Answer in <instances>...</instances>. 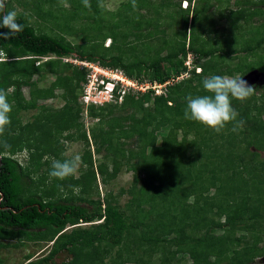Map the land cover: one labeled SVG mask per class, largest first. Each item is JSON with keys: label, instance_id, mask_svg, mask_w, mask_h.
Segmentation results:
<instances>
[{"label": "trees", "instance_id": "obj_1", "mask_svg": "<svg viewBox=\"0 0 264 264\" xmlns=\"http://www.w3.org/2000/svg\"><path fill=\"white\" fill-rule=\"evenodd\" d=\"M91 1L97 10L89 17L104 16L105 0ZM203 1L209 2L206 11L216 1L221 2H199ZM63 3L6 0V10L19 6L32 11L29 17L34 14L45 19L49 13L60 34L35 28L23 12L17 15L22 30L7 39L0 37V51L6 59L0 62V88L8 89L12 105L11 123L0 134V250L25 242L53 243L47 256L34 261L27 258L26 264H53L63 252L72 256L65 264H107L106 257L116 247L112 264H151L155 254L166 264V253L176 264L179 255L180 259L188 255L189 264H256L264 257V157L260 153L264 152V92L258 95L260 87L255 86V93L247 100L233 99L237 119L229 123L231 129L226 125L220 133L185 119L184 111L188 95L208 94L202 87L206 76L240 73L243 78L253 71L264 73L263 58L252 64L249 58L263 48L264 38L241 49L248 66L242 60L230 65L227 57L238 58L240 51L228 52L226 57L212 45L211 38H205L206 30L196 35L195 13L192 20L189 14L179 24L182 28L175 31L176 40L173 38L176 43L161 45L160 37L156 39L159 43H153L154 38L144 28H153L155 19L141 10L153 14L157 7L179 6L190 11L181 7V1L155 4L154 0H138L133 8V0H128L122 5L123 13L109 12L108 17L92 24L85 23L89 17L85 18L77 22L82 27L69 24L77 13L65 24L59 23L54 15ZM235 3L240 7L229 9L226 15L232 33L242 18L261 14L257 8L264 0ZM156 22L159 28L158 19ZM106 29L109 34H103ZM78 36L82 37L79 44L70 39ZM108 39L111 44L105 46ZM137 40L144 45L134 44ZM189 53L197 61L204 60L201 72L191 70L189 77L170 86L166 95L155 96L150 90L127 94L118 103L120 96L116 94L115 103L90 106L88 116L98 122L89 138L80 122L79 104L88 70L65 62V58L122 69L130 78L164 83L187 72ZM48 75L55 76V82L49 89H39L38 83ZM25 87L30 88V102L23 93ZM60 90V108L36 104L38 98H54ZM35 109L38 114L24 122L20 114ZM234 126L238 132L232 130ZM62 140L84 142L81 160L85 169L79 177L61 181L50 178L49 171L53 159L66 158ZM91 145L94 154L105 152L98 166ZM24 150L29 159L22 165L15 155ZM123 165L134 175L130 188L121 189L116 196L108 192L103 199H95L94 195H100L98 175L109 185ZM125 194L131 198L122 208L120 197ZM148 219L152 223L147 224ZM82 223L94 225L81 228ZM69 226L73 229L65 231ZM142 228L146 233H138ZM10 241H16L15 245L8 244ZM137 250L143 251L140 257Z\"/></svg>", "mask_w": 264, "mask_h": 264}, {"label": "rangeland", "instance_id": "obj_2", "mask_svg": "<svg viewBox=\"0 0 264 264\" xmlns=\"http://www.w3.org/2000/svg\"><path fill=\"white\" fill-rule=\"evenodd\" d=\"M26 1V0H25ZM45 1V0H44ZM161 0H154L155 4H159ZM175 2H180L181 1V7H182V2L183 0H174ZM188 2H190V6L191 9L189 8L190 11H182L181 8L178 6H172L170 8H166V6H162V7H157L155 9H153V14L149 13L146 10H141L142 14H147L148 17H154L155 19V25L154 23L151 22V26L154 25L153 28L145 26L144 30L145 32L151 33V37L154 38L153 39V43H159L162 45L164 42L166 43H176V38H175V31L179 30L180 28H182L181 25H179L181 23V21L184 19V17H189L190 14V20H192V16L195 13V24H194V29L196 30L197 33H195L196 35L198 34L199 30H206L205 32V38H211L212 40L211 43L213 46L218 47L220 50H222L223 54L227 57L228 52L231 53V51H240L241 54H238V58H233L230 59L229 57H227L226 60V64H235L239 61L242 60V63L245 65H249V63L246 60V55L244 53L241 52V49L246 48L247 46H253L255 45L261 38H264V4L259 5L260 8H257V11H260V9L262 10L261 14L258 16H254L253 19L251 18H247V20H245V18H242V20H239L237 22V24L234 26V30L233 33L231 32L230 29V23L228 18L226 17L228 13V10H237L240 6L236 5V0H221V2L216 1L215 5L213 3V7L208 8V10L206 11V4H208L209 2L203 1V2H199L200 0H187ZM192 1V2H191ZM198 1V2H197ZM128 0H105L102 3V6L105 8V11L103 12V15L108 17V13L109 12H113V13H118L121 12L123 13V8L122 5L127 3ZM136 3H138V0L135 1ZM218 2V4L216 5V3ZM90 3V7H85L83 0H66L65 3L61 4V8L60 10L54 15L57 17L59 23L65 24L66 21L71 17L73 18V14L77 13L78 17L76 19L73 18V23H69V24H74L76 25V27H82L81 24H77V22H81L84 21L85 18H88L91 13H93L95 10H97V6L94 7L93 6V2L91 0H89ZM23 8L26 7V4L23 3V5H21ZM197 6V7H196ZM252 7H254L253 5H251ZM22 7H15V11L17 12V15L19 14H26L28 16V14L32 11L29 12L25 11ZM47 7H49L47 5ZM103 7H99V8H103ZM55 8H53V10L55 11ZM103 8V9H104ZM256 9V8H254ZM160 10L159 13H157L156 11ZM196 10V11H195ZM44 12H46V9H44ZM32 16H28V20L30 21V23L35 27V28H40L42 30H44V32L55 35V34H60L59 29H56L54 27V25L52 24L51 20H50V16L49 13L46 14V18L45 19H41L38 16H35L34 14H31ZM53 15V14H52ZM102 13L97 15V18L94 17H89V19L85 22V23H89L92 24L94 21V23H98L99 19H103ZM92 19V20H91ZM97 19V20H96ZM158 19V26L157 27V22L156 20ZM48 20V22H47ZM90 21V22H89ZM72 22V21H70ZM191 23V22H190ZM122 27L124 26L123 24H121ZM129 27L132 25V23H128L127 24ZM190 28H191V24H190ZM190 28L188 30H190ZM133 31V29H131ZM103 34H109V29H106L103 31ZM157 37H160V41L158 42L156 39ZM175 40H174V39ZM72 40V42L74 43H81L82 37L78 36V38H76L75 40L70 38ZM165 40V41H163ZM138 43H134L137 44L138 46L144 45V43L140 40H137ZM109 42L108 40L105 42V46H108ZM167 50L164 51L163 55L167 54ZM158 55V53H157ZM251 61V64L254 62H256V60L258 61H262L261 58H263V62H264V46L260 51H257L256 55H253L251 57H249ZM70 60V59H69ZM187 60V58L185 59ZM45 61V60H44ZM193 61H194V66H195V70L196 72H200V67L201 64L204 62V60H200L197 61V57L192 55V58L190 59V65L193 67ZM88 62V61H86ZM95 66L97 65L96 63H93ZM254 65V64H253ZM251 65V66H253ZM78 66V65H77ZM100 67V69L104 68L101 65H97ZM264 66V65H263ZM88 70V74L92 75L93 72H95L96 68H86ZM95 69V70H94ZM99 69V70H100ZM108 69V68H107ZM97 73V77H98V72ZM100 74V73H99ZM190 75V72H185L184 73V77H180V80L177 82L182 81L185 78H188ZM233 76H242V74L240 73H235ZM252 80H256L254 84V86H259L260 89L258 90V95H261L264 92V73L260 72H253L250 76H249ZM99 78V77H98ZM102 78V75L101 77ZM136 77H134L135 79ZM35 80L38 79V77L34 78ZM56 77L52 76V75H48L46 78H44L42 81H40L38 83V88L39 89H49V87L55 82ZM100 80V79H99ZM98 80V81H99ZM109 81H106V84ZM176 82V83H177ZM11 92V91H10ZM23 93L27 99L28 102H30L31 100L30 98V88H23ZM63 93V90L60 91H56L55 93V97L54 98H49V99H44V98H38L36 100V104L38 106H46L48 108H60L63 105V101L59 98V96ZM84 94L83 89L82 91H80L79 96L80 98L82 97V95ZM8 101L10 102V98L8 97ZM104 105H107L109 103H107L106 101H103ZM115 103V102H112ZM119 103V102H118ZM81 106V105H80ZM39 110L35 109V110H31L28 112H22L24 113V118L25 121L31 119V116L34 114H38ZM264 117V116H263ZM264 119V118H263ZM80 122L84 124L85 129L89 132L88 134L90 135L89 138L91 137V129L93 127L96 126L98 120L95 118H91L90 116H86V111L82 108V114H81V119ZM235 125H238V123L236 122ZM227 128L231 129V126L229 124H227ZM238 132V130H237ZM63 144L65 145V150L63 155L65 157H69L73 154H79L80 157H82V155L84 154V150H85V144L82 141H67V140H62ZM230 141V140H229ZM91 142V141H90ZM254 149V148H253ZM91 151L93 153V157H94V162L95 165L98 166L99 163L103 162V155L105 154V152H102L100 155H98L96 152L94 154L95 151V147L91 145ZM262 157H264V152L261 151L260 152ZM188 154V153H187ZM85 167V166H84ZM82 166V160H81V166L80 169L76 175V177H79L81 174V169H85ZM133 179H134V175L131 171L126 169V166L123 165L121 167V171L118 175V177L113 180L111 183H109V185L104 184L102 182V178L100 177V175H98V186H99V192L100 195H94L93 197L95 199H103L104 195L108 192H113L114 195H118L119 191L121 189H129L131 184L133 183ZM92 197V198H93ZM131 197L128 196L127 194L123 195L122 197H120V206L122 208H124L127 204V201L130 199ZM101 222H97L95 224H99ZM147 224L152 223L150 221V219L147 220L146 222ZM92 225L94 224H85L82 223L80 226L81 228H90L92 227ZM73 229V227H67V229L65 231L70 232ZM146 229L142 228L140 229V231H138V233H146L145 232ZM148 232V230H147ZM141 241V240H140ZM139 241V242H140ZM138 242V243H139ZM16 241H10L11 246L15 245ZM53 243L50 242H29V243H23L21 244V246L19 247H9L6 249H2L0 250V260H3L4 264H26L27 258H31L29 261H34L37 260L39 258H42L44 256H47L49 254V251L51 250ZM126 245V244H125ZM125 245H123V247H125ZM129 246V245H127ZM122 247V248H123ZM131 247H133V244H131ZM121 248V247H120ZM119 249V247H116L112 253L110 254V256L106 257V263L107 264H112V259L111 257H115V253L117 252V250ZM143 253L142 250H137L136 254L137 256H141ZM114 254V255H113ZM148 258V257H145ZM181 256L179 255L177 257L178 261L180 260V262L178 264H189L191 262V259L189 258L188 255L183 256V259H180ZM72 259V256L69 255L67 252H63L60 253L53 261V264H65L68 261H70ZM164 260H166V264H176V262H172L171 261V256L166 253V256L164 258ZM127 264H135V263H127ZM144 264V263H141ZM150 264V263H148ZM151 264H161V260L159 258V255L155 254L154 257L151 260ZM256 264H264V257L258 258L256 260Z\"/></svg>", "mask_w": 264, "mask_h": 264}, {"label": "clouds", "instance_id": "obj_3", "mask_svg": "<svg viewBox=\"0 0 264 264\" xmlns=\"http://www.w3.org/2000/svg\"><path fill=\"white\" fill-rule=\"evenodd\" d=\"M184 1L187 0H183L182 8L188 10L191 7L190 2L187 1L188 6L184 7ZM61 3H63V0H61ZM83 3L85 7H90L89 0H83ZM6 7V0H0V29L8 30L7 32H0V37L5 39L14 36L23 28V26L17 22V12L15 10H6ZM135 7L136 2L133 0V8ZM191 31L192 30L190 29L189 33ZM108 42V45H110L111 40L108 39ZM190 54L191 53H189L188 56ZM69 59H71V57ZM4 60H6L5 56L3 55V52L0 51V62ZM44 60H48V57ZM187 60L185 61V66L188 68L187 72H190L195 69L194 61L193 67L190 65L191 67L189 68L188 65H186ZM67 62L77 66V64H74L73 62ZM202 87L208 94L197 96L188 95L186 97L184 117L185 119L199 122L204 126L213 129L217 133H220L227 124L236 121L237 119L238 113L232 106V100L235 99L243 102L250 98L255 93L256 89L254 85H249L242 76H221L216 74L204 77ZM81 107L84 109L82 105ZM11 111L12 105L8 101V89L0 88V134H2L5 131L6 126L11 123L9 116ZM232 130L236 131L237 128L234 126ZM15 157L22 165H25L29 159V154L27 150H24L23 152L16 154ZM80 166L81 157L79 154H73L62 160L53 159L51 161L49 177L61 181L68 177H74L77 175Z\"/></svg>", "mask_w": 264, "mask_h": 264}, {"label": "built area", "instance_id": "obj_4", "mask_svg": "<svg viewBox=\"0 0 264 264\" xmlns=\"http://www.w3.org/2000/svg\"><path fill=\"white\" fill-rule=\"evenodd\" d=\"M188 6V2L184 1V7ZM192 54L188 56L186 65L190 68V59ZM65 61L73 62L79 67L83 68H96L99 71L98 77L97 72H93L92 75L87 76V81L83 84L84 94L80 98V104L84 107L86 111V116H88V109L90 106H102L104 105L103 101L107 103L116 102V96L119 95V103L123 101V97L127 94H139L146 93L150 90L154 91L155 96L166 95L169 91V87L174 85L177 81L180 80V77L173 76L171 79L167 80L164 83L158 81H148L142 78H129L125 71L122 69H110L102 68L100 69L99 64L96 66L91 62L79 61L69 58H65ZM100 69V70H99ZM95 70V69H94ZM100 73V74H99ZM102 75V78H100ZM100 79V80H99ZM99 80V81H98ZM106 81L107 82L106 84ZM118 90V91H117ZM118 92V93H117ZM117 94V95H116Z\"/></svg>", "mask_w": 264, "mask_h": 264}, {"label": "water", "instance_id": "obj_5", "mask_svg": "<svg viewBox=\"0 0 264 264\" xmlns=\"http://www.w3.org/2000/svg\"><path fill=\"white\" fill-rule=\"evenodd\" d=\"M253 72H257L258 71H253ZM251 72L250 74H248L247 76L243 77L244 80H246L248 82L249 85H252L255 83L256 80H252L249 76L253 73ZM261 74V73H260ZM1 165H2V156L0 155V168H1ZM1 194V193H0ZM3 197V195H2Z\"/></svg>", "mask_w": 264, "mask_h": 264}, {"label": "crops", "instance_id": "obj_6", "mask_svg": "<svg viewBox=\"0 0 264 264\" xmlns=\"http://www.w3.org/2000/svg\"><path fill=\"white\" fill-rule=\"evenodd\" d=\"M20 115H21V117L23 118V120H24V122H25V119H26V118H24V113H21Z\"/></svg>", "mask_w": 264, "mask_h": 264}]
</instances>
